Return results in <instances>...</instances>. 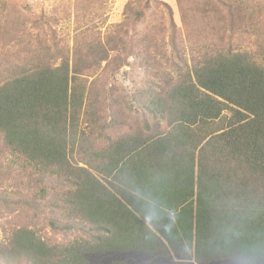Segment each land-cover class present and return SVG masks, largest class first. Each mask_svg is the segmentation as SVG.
Wrapping results in <instances>:
<instances>
[{
  "label": "trees",
  "instance_id": "16d2710c",
  "mask_svg": "<svg viewBox=\"0 0 264 264\" xmlns=\"http://www.w3.org/2000/svg\"><path fill=\"white\" fill-rule=\"evenodd\" d=\"M100 1L78 0L76 20ZM177 2L181 31L167 5L129 0L102 41L80 31L71 50L0 68V141L23 174L12 173L14 190L0 202L34 223L44 214L54 236L14 228L0 261L264 264V66L220 37L252 30L261 10L254 0ZM149 14L157 24L129 36ZM26 23L3 9L0 42L27 35ZM103 63L113 77L130 65L146 73L135 100L155 121L145 122L148 136L99 146L109 128L99 95L112 93L113 105L114 92L124 91L89 87Z\"/></svg>",
  "mask_w": 264,
  "mask_h": 264
},
{
  "label": "rangeland",
  "instance_id": "374dc122",
  "mask_svg": "<svg viewBox=\"0 0 264 264\" xmlns=\"http://www.w3.org/2000/svg\"><path fill=\"white\" fill-rule=\"evenodd\" d=\"M129 0H101L95 11L91 12L86 21H77V3L78 0H5L0 3L1 11L5 9L8 12L23 17L27 23V35H23L16 41L0 42V68L10 66L11 64L30 60L37 54L53 52L56 47L71 50L74 45L75 35L80 31H93L102 41L114 25L119 24L123 18V11ZM162 5H167L173 12L174 22L178 30H182L181 13L177 0H156ZM259 6L261 14L257 16L256 27L250 30L246 27L244 32L235 28L233 31L223 32L226 35L220 36L227 42L231 38V43L242 51H248L254 59L264 66V0H254ZM155 13L161 14L159 10ZM157 24L155 15L149 14L143 22L133 25L129 28V36L136 37L145 31L146 27ZM231 32L232 34H230ZM229 33V35H228ZM188 53L195 55L197 49L191 50L188 45ZM130 63L133 60L130 59ZM106 63L100 67V71L94 77L88 79V85L92 89L95 86V92L103 89L102 84L108 82V87L120 88L124 91L114 92L117 100L111 105L110 98L112 93H100L101 102L100 114L104 116L101 123L109 126L108 130L99 140V146L106 144L107 137L115 139L119 136L131 134V129L139 128L145 120L155 123L152 117L143 113L141 103L135 98L141 96L145 86L146 73L135 65L122 68L115 76L108 75ZM107 88V87H106ZM119 101L118 105H115ZM114 117V118H113ZM14 167V166H13ZM9 157L3 152V146L0 141V195L8 192L13 187L12 173L16 176H23L17 169H13ZM26 189L29 187L28 178L23 180ZM14 190V189H12ZM38 215V214H37ZM40 215V214H39ZM45 215H40L39 222L33 214L21 211L15 208H8L0 202V243L6 242L9 234L14 228L27 226L36 228L42 238L54 237L50 228L44 219ZM0 264H12L0 261ZM20 264V263H18ZM22 264V263H21Z\"/></svg>",
  "mask_w": 264,
  "mask_h": 264
},
{
  "label": "crops",
  "instance_id": "0c3cea01",
  "mask_svg": "<svg viewBox=\"0 0 264 264\" xmlns=\"http://www.w3.org/2000/svg\"><path fill=\"white\" fill-rule=\"evenodd\" d=\"M152 119H153V118H152ZM145 122L149 123V121L145 120V121L143 122V125H142L141 127L136 128V129H131L132 133L135 134V133L138 132V131H142L143 134H144L145 136H148L149 134H151L152 132H149V131L147 130V126H146ZM150 124H151V125H154V123H151V122H150ZM132 133H131V134H132Z\"/></svg>",
  "mask_w": 264,
  "mask_h": 264
},
{
  "label": "clouds",
  "instance_id": "9594fccd",
  "mask_svg": "<svg viewBox=\"0 0 264 264\" xmlns=\"http://www.w3.org/2000/svg\"><path fill=\"white\" fill-rule=\"evenodd\" d=\"M147 222H148V220H147V218H145L144 223H147ZM191 251L194 252L195 249H191ZM244 259H245V261H247V260H249V259H252V260H253V264H254V258L245 257Z\"/></svg>",
  "mask_w": 264,
  "mask_h": 264
}]
</instances>
